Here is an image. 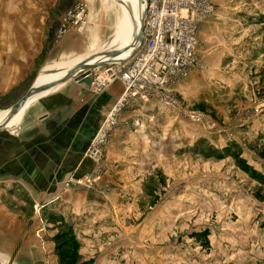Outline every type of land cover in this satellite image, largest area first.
Returning a JSON list of instances; mask_svg holds the SVG:
<instances>
[{
    "label": "rangeland",
    "instance_id": "rangeland-1",
    "mask_svg": "<svg viewBox=\"0 0 264 264\" xmlns=\"http://www.w3.org/2000/svg\"><path fill=\"white\" fill-rule=\"evenodd\" d=\"M96 1L0 0V111L68 48L105 50L119 23L135 19L133 4L123 15L116 0H99L98 21ZM209 1L198 67L173 91L177 105L124 110L99 141V170L72 177L69 196L38 207L59 244V259L44 255L42 264H264V0ZM86 18L99 47L88 48ZM86 79L92 88L94 76Z\"/></svg>",
    "mask_w": 264,
    "mask_h": 264
},
{
    "label": "crops",
    "instance_id": "crops-1",
    "mask_svg": "<svg viewBox=\"0 0 264 264\" xmlns=\"http://www.w3.org/2000/svg\"><path fill=\"white\" fill-rule=\"evenodd\" d=\"M92 11L99 21V0ZM85 25L88 48L99 47L97 32L87 18ZM119 34L120 23L111 46ZM67 52L81 54L75 47L68 48ZM182 80L167 88L170 95ZM46 91L29 103L13 124V131L0 130V255L20 264H37L36 261L42 264L40 258L51 253L58 257L57 236L38 207L41 204L51 207L64 195L69 196L73 190L69 187L72 177L88 175L94 172L95 166V170H99L97 161L94 158L90 160L87 147L105 115L121 98L124 86L117 81L99 93L84 77L58 83L51 92ZM157 100L155 98L142 105L137 102L126 111L134 107L161 111V101ZM126 130L116 131L120 133H115L116 148L120 149L121 133ZM85 192L88 202L91 191ZM96 197L92 200L95 205L99 203V195ZM74 202L77 206L83 203L81 199Z\"/></svg>",
    "mask_w": 264,
    "mask_h": 264
},
{
    "label": "built area",
    "instance_id": "built-area-1",
    "mask_svg": "<svg viewBox=\"0 0 264 264\" xmlns=\"http://www.w3.org/2000/svg\"><path fill=\"white\" fill-rule=\"evenodd\" d=\"M209 0H146L141 43L128 57L99 65L86 76H94L92 89L102 92L119 81L124 93L101 121L94 137L91 157L99 162V141L108 140L128 107L161 99L175 107L177 99L167 88L198 67L200 23L211 13ZM87 179L93 186L94 179ZM80 181V180H78Z\"/></svg>",
    "mask_w": 264,
    "mask_h": 264
},
{
    "label": "bare ground",
    "instance_id": "bare-ground-1",
    "mask_svg": "<svg viewBox=\"0 0 264 264\" xmlns=\"http://www.w3.org/2000/svg\"><path fill=\"white\" fill-rule=\"evenodd\" d=\"M119 4L122 5V13L123 15L128 12L126 8L127 3H131L134 5L136 10V16L133 21V24L129 25L127 28L123 25H120V34L118 36L117 41L109 48L105 50H93L87 53L81 54H71L65 59H61L53 64L48 65L37 77L36 82L39 83L40 88L35 94V96L31 97L24 109L11 120L6 128L12 126L19 118L22 116L24 110L32 103L35 99L39 98L45 90L54 86V84H58L64 81H67L72 78V68L77 66L79 63H88V62H109L111 60H121L128 57L134 50H136L140 43L141 38H139L138 34L140 33V28L143 22L144 9L146 0H116ZM122 15V14H121ZM104 64V63H103ZM75 79V78H74ZM11 107L7 110L0 111V123L4 121V119L10 114ZM13 125L12 127H14ZM0 264H6L4 262H0Z\"/></svg>",
    "mask_w": 264,
    "mask_h": 264
},
{
    "label": "water",
    "instance_id": "water-1",
    "mask_svg": "<svg viewBox=\"0 0 264 264\" xmlns=\"http://www.w3.org/2000/svg\"><path fill=\"white\" fill-rule=\"evenodd\" d=\"M88 7V5H87ZM86 7V11L88 12V8ZM88 15V14H87ZM88 17L91 18V16L88 15ZM141 34H142V26L140 28V33L138 34L139 38H141ZM106 63L101 61L98 62H88V63H79L77 64V66L72 68V78H75L76 80L82 79L84 77H86L91 70L95 69L96 67H98L99 65ZM47 70H44V68L41 70V72H44ZM40 72V73H41ZM39 73V74H40ZM41 85H39L38 82H34V84L31 86L30 90L26 93V95H24L15 105H13L11 108V112L10 114L4 119V121L2 123H0V130L5 129L6 126L8 125V123L14 119V117H16L18 114L21 113V111L24 109L27 101L35 96V94L37 93V91L39 90Z\"/></svg>",
    "mask_w": 264,
    "mask_h": 264
},
{
    "label": "trees",
    "instance_id": "trees-1",
    "mask_svg": "<svg viewBox=\"0 0 264 264\" xmlns=\"http://www.w3.org/2000/svg\"><path fill=\"white\" fill-rule=\"evenodd\" d=\"M58 245H59V244H58ZM58 245H57V248L59 247ZM59 264H62V263H59Z\"/></svg>",
    "mask_w": 264,
    "mask_h": 264
}]
</instances>
